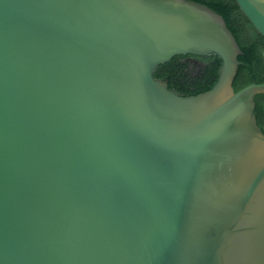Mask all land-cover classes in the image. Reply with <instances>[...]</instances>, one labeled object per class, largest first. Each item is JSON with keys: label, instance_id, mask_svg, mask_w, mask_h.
<instances>
[{"label": "water", "instance_id": "obj_1", "mask_svg": "<svg viewBox=\"0 0 264 264\" xmlns=\"http://www.w3.org/2000/svg\"><path fill=\"white\" fill-rule=\"evenodd\" d=\"M234 1L264 38V0ZM211 53L206 92L153 76ZM241 54L191 0H0V264H264Z\"/></svg>", "mask_w": 264, "mask_h": 264}, {"label": "trees", "instance_id": "obj_2", "mask_svg": "<svg viewBox=\"0 0 264 264\" xmlns=\"http://www.w3.org/2000/svg\"><path fill=\"white\" fill-rule=\"evenodd\" d=\"M206 5L219 14L232 33L242 54L232 82L234 92L245 86L264 83V38H262L239 10L234 0H191ZM196 62V64H194ZM221 59L211 53L205 56H174L157 66L153 76L167 83L173 92L195 96L210 90L216 83ZM254 116L264 133V94L254 98Z\"/></svg>", "mask_w": 264, "mask_h": 264}, {"label": "rangeland", "instance_id": "obj_3", "mask_svg": "<svg viewBox=\"0 0 264 264\" xmlns=\"http://www.w3.org/2000/svg\"><path fill=\"white\" fill-rule=\"evenodd\" d=\"M194 64H196V62H194Z\"/></svg>", "mask_w": 264, "mask_h": 264}]
</instances>
